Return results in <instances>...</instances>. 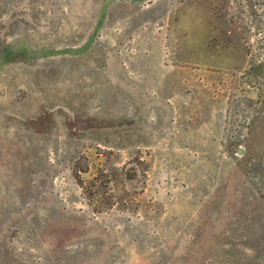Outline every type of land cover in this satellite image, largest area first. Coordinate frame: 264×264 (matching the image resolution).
<instances>
[{"label": "rangeland", "instance_id": "1", "mask_svg": "<svg viewBox=\"0 0 264 264\" xmlns=\"http://www.w3.org/2000/svg\"><path fill=\"white\" fill-rule=\"evenodd\" d=\"M0 264H264V0H0Z\"/></svg>", "mask_w": 264, "mask_h": 264}]
</instances>
